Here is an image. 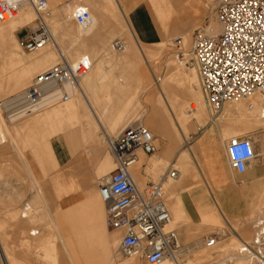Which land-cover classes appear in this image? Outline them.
<instances>
[{
	"label": "crops",
	"instance_id": "obj_1",
	"mask_svg": "<svg viewBox=\"0 0 264 264\" xmlns=\"http://www.w3.org/2000/svg\"><path fill=\"white\" fill-rule=\"evenodd\" d=\"M112 1L117 5L123 21L108 11L106 0H48L49 8L52 9V17L54 19L62 18L66 9L69 10L71 8V10L65 13L66 16L64 18L66 21L72 20L70 15L79 4L86 6L89 10L91 23L88 29L82 34L79 35L77 27L69 30L66 28L62 29V26H60L63 35H68V40L65 44L66 49H79V52L82 51L83 48L81 46L79 48H76V46L81 45L84 36H90V34L95 33L103 23L105 25H102V29L104 31H110V33L130 31L133 35L131 36L133 44L131 43L129 49L120 57L106 51L104 54H97V60H93L91 58L92 56L85 51L84 53H88L92 59V66L89 72L82 77V79L85 78L84 83H80L79 89H76L83 99L76 100L73 97L74 95H72L70 100L65 101L58 108H51L42 115L33 116V118L22 124L25 130L42 126L40 129H42L43 133L41 136L43 137V146L46 149L45 154L52 166L55 167V170H62L61 157L66 152L72 156L69 163L72 169H78V164L80 163L79 152L81 150L84 149L85 152L97 153V156H95L97 157L96 167L95 165L89 166L87 163H84L79 175L81 177L80 181L63 183V181L46 182L45 180V182L39 183L34 178V172L38 171V168L33 160V147H27L26 145L23 151L22 147L17 146V141L12 136L11 142L17 147V151L19 150L22 153L25 165L22 160L21 163L24 166V172L28 179H31L32 184L18 180V173L22 171L16 172L15 168H11V165H13L11 162L13 159L12 156L16 150L10 143H0V169L2 170L0 179V184L2 183L0 185V236H5L6 244L10 245L11 255L15 259L21 256L24 259L33 258L37 255L43 256L44 252L52 249L51 241H54L58 247V258L62 264H68L67 250L69 253L75 254L73 257L76 260V264H127L133 261L127 260L123 263H117L118 260H116L115 256L119 255L117 248L121 238L120 234L122 236L123 230L120 228L111 230L104 223L105 205L98 196V186L96 184L99 182L101 174L106 172L103 171L105 167L115 168V161L110 154L102 153V142L95 138V124H98L101 114L95 107L91 106L86 96L99 80L108 78V70L112 69L114 65L126 67L132 61L134 62L138 55L145 54L143 51L138 52L139 50L135 41H142L144 46H155L157 32L153 30V22L155 21L153 20V14H151L152 6L149 2L176 0ZM35 18L33 11H24L17 15L15 19L0 23V59H2V53H7L8 58L12 59V61L24 65V78H29L34 72H39L48 68L49 64L55 63L54 47L56 49L58 48L57 33L53 30L51 31L54 42L35 51L26 58L22 57L17 50L7 48V42L10 39L15 43L16 37L19 41L26 34L21 33L19 30L15 32V29L30 25L35 21ZM189 29L192 33L193 29ZM87 39H85V43L96 42L97 40V38L95 40L91 38ZM165 47L156 46L157 49H147L146 53L152 54L156 51L155 53L159 54ZM63 53L65 54V52ZM174 59L176 58H168L165 61L166 70L173 67L172 61ZM134 68L135 66H132L128 71L124 72V80L122 77L119 81L121 84H117L115 81L113 82L111 86L113 92L124 90L126 95L132 96L133 93L131 92L135 84L146 85L148 83L147 73L143 69H140L136 73L133 70ZM170 71L167 74L171 73ZM167 74L165 71L162 77ZM162 77L157 78L160 83L157 84L156 91L152 94V106L144 108L143 113L137 120L132 121V110L129 111L124 107L121 111L122 113H119L117 106V109H114V112H116L114 117L112 115L113 118L107 122L106 127L113 132L121 126V122H125L124 126H122L124 128L132 122H140L145 117L146 123L159 133L166 135L167 146L155 158L154 162L147 163L145 161L144 163L143 160H140L139 156L140 161L135 164L133 170L131 168V175L134 177L136 184L138 185L136 174H138V177H146L144 174L148 169L152 171V177H157L158 180L156 181H159L166 168L172 163V166H175L178 170L179 175L177 174L178 177L174 179H165L162 182V191H164L166 205L170 210L174 226H183L189 222L192 232L199 236L201 231L205 229L210 230L211 224L207 223L206 225H202L201 219L207 220L208 222L224 219V222H226L231 232L230 235H227V238L230 239L232 235L236 238L235 241H232L224 248V254H228V258L231 259L246 260L253 256L249 252H258H254L251 246V249L248 251H241V248L246 246L247 243H252L251 240H248V242L245 241V238L250 235V226L239 225L238 229H236L226 218L234 219V222L241 219L240 217L243 211L242 205L247 202V199H245L246 196L261 195L262 193L264 161L258 158V156L261 151L264 153V100L261 97L251 95L247 97L250 99L248 102L239 101L236 102L234 107L228 108L224 107V104L218 113L213 110L209 121L203 125L196 135L191 137L190 143L192 144L181 149L176 154L178 145L180 144L178 143L170 112L174 116L176 124H180L183 127L179 141H186L188 132L194 128H198L199 124L203 121V113L201 108L199 109L201 107V92L199 90L195 66L194 68L189 66L180 67L178 73L172 75V81L174 83H183L182 87L177 91L184 94L183 103L178 100L175 102L173 99L170 101L168 95L161 93L158 86L161 85ZM184 104L188 110H193L191 111V117L187 116L188 111L184 110ZM78 108L83 111L87 123L82 128L83 130L76 129L72 126ZM197 111L202 114L201 120L196 118L195 113ZM66 114H68V118H64ZM235 119L237 120L235 121ZM228 121H234L235 124L251 129L245 135L233 136L247 137L251 141L252 148L255 152L254 158L247 163L246 169L243 172H238L233 168L229 163V158H227V144L231 136L226 139L227 135L223 133L225 131L228 134L230 131V127L226 128L227 126L224 125ZM44 126H48V129H43ZM66 127L68 128L66 129ZM110 138L113 139V137ZM190 157L196 166H198V163H196L195 157L202 161L201 168L203 169L201 171L199 169L198 174L201 181H203V186H192V183L196 182L197 179L191 167ZM172 158L175 160L170 161ZM3 167L7 168L5 172L3 171ZM93 168L96 169L93 170ZM114 168L109 172L113 171ZM48 171L51 170L49 169ZM5 179L7 184H4ZM203 198H209L213 206L209 204L204 206L202 204ZM25 204L26 206L23 209ZM22 209L24 212L21 216ZM27 210L34 211L36 220L33 224L39 227L38 230L31 229L30 234V223L25 218L27 217V213L25 212ZM259 210L257 205L251 216L255 219L256 224L254 227L263 225L264 222L259 218V216H264V209L262 211ZM24 213H26V216H23ZM261 229L264 232V225ZM260 232L261 230L257 231L255 236H252L253 242L259 237ZM30 235L37 236L32 237ZM56 236L60 238L61 243L56 239ZM2 241L0 240V261L2 264H8L4 260L7 254H5ZM21 243L25 244L23 252L20 250ZM234 251H238L239 254H234ZM200 252L207 253V249ZM259 252H262L261 247H259ZM47 254L50 256L48 252ZM53 255L51 256L53 257ZM183 261L186 264H193L199 261V258L197 256L194 259H183ZM222 262L218 261L216 264H221ZM38 264L50 263L48 261L41 263L40 261Z\"/></svg>",
	"mask_w": 264,
	"mask_h": 264
},
{
	"label": "built area",
	"instance_id": "obj_2",
	"mask_svg": "<svg viewBox=\"0 0 264 264\" xmlns=\"http://www.w3.org/2000/svg\"><path fill=\"white\" fill-rule=\"evenodd\" d=\"M31 1L36 25L28 28L19 40L20 46L28 52L52 40L46 23L50 14L48 0ZM22 2L0 0V22L5 16L13 17ZM213 10L221 30L209 35L203 28L195 29L192 49L184 62L196 66L201 91L212 110L218 113L225 103L255 93L264 96V0H214ZM71 16L83 27L91 19L88 9L80 4ZM111 47L119 51L125 49L117 38ZM178 56L183 58V51H178ZM90 62L88 55L69 61L60 54L59 60L37 72L28 86L0 101L6 115L17 119L41 109L47 101L55 104L70 99L64 83H77L91 67ZM109 145L115 169L99 183L98 193L105 205V225L111 230H123L117 252L126 258L140 257L146 264L177 260L182 251L181 240L175 229L168 228L171 215L163 201L161 183L167 178H176L178 170L171 164L159 181H149L142 188L136 186L128 168L137 161L140 151L148 155L159 148L152 130L141 123L125 126L109 140ZM254 156L247 137L228 139L227 158L238 172H243ZM261 235L254 244H260ZM206 240L209 245L214 242L211 237ZM247 246L252 248V244H248L244 249Z\"/></svg>",
	"mask_w": 264,
	"mask_h": 264
},
{
	"label": "rangeland",
	"instance_id": "obj_3",
	"mask_svg": "<svg viewBox=\"0 0 264 264\" xmlns=\"http://www.w3.org/2000/svg\"><path fill=\"white\" fill-rule=\"evenodd\" d=\"M109 1V2H108ZM177 1V0H176ZM176 1H171V6L170 8L168 7L167 2L165 1L161 8L162 10L168 11L169 9L171 10V12L175 11L176 9H178L180 7L179 3ZM191 1V0H190ZM195 3V7H194V18H193V27H192V33L191 38H190V44L189 46H187L186 48L182 47L180 45V40L181 38H178L176 41H174L173 46L171 44H167L168 40L170 39H174L175 36L177 35V33L179 32V30L175 31V30H171L173 28V16L172 14H169V18L168 21H166L165 24V28L163 29L164 31H162V33H160L158 30H156L155 28L153 30H155V32H157L156 36H157V40H155V46L154 45H145L143 44L142 41L137 40L135 41L136 46L138 48V52L143 51L145 54L144 55H138L137 58L134 60V62L130 63L128 66H122V65H114V67L110 70H108V78H103V80H99L97 82V84L95 85V87L87 94V98L90 101V104L92 107H95L99 113L101 114L99 116V122L98 124H95V128H96V134H95V138H97L98 141L102 142L103 145V151L102 153H108V146L106 145V138L107 136L113 137L115 138V136L123 129L122 126H124L125 122H121V126L119 128H117L115 131L111 132V129H108L107 126V122L114 117L115 113L114 109L116 110L117 106L119 109V113H122L121 111L124 109V107H126L127 110L131 111L132 110V115H131V119L133 120H137L139 118V116L143 113V109L146 108L147 106L151 107L153 102H152V94L153 92L156 91L157 88V84L160 83V81L158 82L157 78L162 77V75L164 74V72L166 71V74L169 72V70H171L169 73V75H171L174 70H180V67L178 62L177 64L175 63L176 59H174L172 62L175 64L173 65V67L170 69L166 70V60L168 58H181V56L177 57L178 51H183V50H188L192 45V39H193V32L194 30L199 27V26H206V24L208 23V19L206 18V16H204L203 13L199 14V17H197V14L195 13V9L196 8H200V3L201 0H193ZM207 2L211 3V8L209 10V17L211 15V18L213 19L212 22V26L216 27V14L213 10V4H214V0H206ZM107 3V8L108 11L110 13H112V15H114L115 17H119V18H123L122 15L120 14L117 5L114 3V1L112 0H106ZM150 3V2H149ZM50 9V14L46 20L49 28L53 31H55L57 33L56 39L58 41V48L55 49V62H57L59 60V54L58 51L60 52H65V56H67V59L69 60H74L77 59L78 57H80V55L85 54L84 52L87 51L92 57L93 60H97V54L101 53L104 54L106 53V51L110 52V53H114L117 57H120L125 51L126 49H129V46L131 45V43L133 44V40L131 39L132 33L130 31L128 32H122L120 33L119 31L117 32H112L110 33V31H104L102 29V25L105 23H103L98 30L95 33L90 34V36H84V40L82 42L81 45H77L76 48H79L80 46L83 48L82 51L79 52V49H73V50H69L66 49V42L68 40V35L66 36L65 34L63 35V33L61 32V28L60 26H62L63 28L66 29H74L77 27V24L75 23V21L69 20L66 21L65 20V13H67L69 10H71V8L66 9L64 15L62 18H57L54 19L52 17V9ZM34 12V11H33ZM212 13V14H211ZM34 16L35 12H34ZM204 17V18H203ZM206 18V19H205ZM123 21V19H122ZM36 25V22L34 21L33 23H31L30 25H26L23 27H19L17 29H15V32L17 30H19L21 33H25L26 30H28V28H34ZM192 25V24H191ZM132 26V25H131ZM107 28V26H105ZM109 29V28H107ZM14 32L15 36L16 33ZM171 32V34H170ZM135 33V31H134ZM175 34V35H174ZM88 35V34H87ZM164 36V37H163ZM89 39L91 38L92 40H96L92 41L90 43H85V39ZM120 39L124 45V47L126 48L125 50H123L122 52L116 51L115 49H112L110 47V44L112 42L113 39ZM163 38V39H162ZM87 39V40H88ZM7 45L9 49L11 50H17L20 55L24 58H26L27 56L32 55V53H34L35 51H38L39 49L32 51V52H28L27 50H24L20 44L19 41L15 40V43H13V40H9L7 42ZM157 47H165L162 51L160 48L161 53H153V54H149L146 53L147 49H152L155 50L157 49ZM181 47V49L177 50L178 47ZM159 49V48H158ZM84 50V51H83ZM186 52V51H185ZM87 53V54H88ZM3 55H1L2 59H0V99L4 96H7L9 94L15 93L17 92V90H21L22 88H24L25 86H27L32 77L37 73L34 72L32 74V76H30L29 78H24V65L15 63L14 61H12V59L8 58L7 53H2ZM97 57V58H96ZM181 60L184 61L183 58H181ZM53 64V63H52ZM51 64H49L50 66ZM48 66V67H49ZM134 67L133 69L136 73H138L140 71V69H143L145 71V73H147V79L148 83L146 85L143 84H135L134 88L132 89V96H128L125 94L124 90H120V91H116L113 92L111 86L113 84V82H117V84H121L119 81L120 79L124 80V72L128 71L130 67ZM189 66V65H188ZM193 67L194 66H190ZM47 69V68H45ZM43 69V70H45ZM196 69V74H197V78H198V82H199V90L201 92V107H199V109L201 108L202 113H203V121L199 124L198 128H194L192 130H190L188 132V138L186 139V141H182L180 139V135L183 131V127L180 126V124H176V120L174 119V116L171 114L172 117V122H173V127L175 128L176 131V135L178 138V143L180 145H178L179 147L177 148V153L180 152L181 149H184L186 147H188L189 145H191L192 143H190L191 141V137H193L194 135H196V133L198 131H200V129L203 127V125L209 121L210 116L213 112L212 108L210 107V105L207 102V99L205 97V95L202 93L201 88H200V78L198 76V72H197V68L195 66ZM178 73V72H177ZM116 74V76H115ZM176 73H174L175 75ZM168 75V74H167ZM165 75L162 77V82L163 80H167L168 76ZM167 76V78H165ZM164 78V79H163ZM85 78H83L81 80V83H84ZM161 82V83H162ZM111 83V84H109ZM162 87V84L160 85V87L158 86V89L160 90V88ZM182 87V85H181ZM182 89V88H181ZM73 97L78 100V99H83V97H80L78 91L76 89H74L73 91ZM159 95V94H158ZM253 96H257V97H261V99L264 100V96L260 93H255L253 94ZM160 97V95H159ZM169 99V97H168ZM182 102V98L179 99V102ZM239 101H245L248 102L250 101L249 98H244V99H240V100H236V101H232V102H228L225 103L224 107H234L236 102ZM116 102V103H115ZM128 102V103H127ZM178 102V103H179ZM115 103V104H114ZM118 103V104H117ZM114 104V105H113ZM117 104V105H116ZM63 105V103H58L56 105L50 106L49 108L44 106L43 108L34 111L32 115H29L27 117L18 119L16 122L14 123H9L4 115L2 114V111L0 110V143L4 142L7 144H11L12 147L15 148V152L13 153V159H12V163L13 165H11V168H15V171H22L19 172V177L18 180H22L26 183L32 184L31 179L27 177L26 173L24 172V166L21 163V160L23 162V157H22V153L19 151H17V147L14 145L13 142H11V137L13 136L15 138V140L17 141V146L19 145L20 147L24 149L27 147H33V160L34 163H36V167L38 168V171H35L34 174V178L38 180L39 183H43L45 182H61L63 181V183H68V182H77L81 180V177H79L80 175V171H81V167L83 166L84 163H87L89 166H94L96 167L97 165V156L95 152H85L84 149L83 150H79V164H78V169H72L71 165H69L72 156L71 154L67 153L65 155H62L61 157V162H62V170H55V167L52 166L51 162L49 161L48 157L46 156V149L44 143H43V137L41 136L42 133V129H40L41 127L37 126L30 129H23L22 124L25 121H28L29 119L33 118V116H40L42 115L44 112L48 111L51 108L61 106ZM186 105L184 104V110L188 111V117H191L193 110H188L187 107H185ZM47 108V109H46ZM195 112V111H194ZM193 112V113H194ZM264 113V110H263ZM113 115V117H112ZM195 115L197 116L196 118L198 120H201L202 118V114L197 111L195 113ZM68 118V114H66V116L64 118ZM186 117V116H185ZM231 117V116H230ZM229 117V118H230ZM237 118V117H236ZM193 120V119H192ZM237 119H235L236 121ZM139 121H136V123ZM140 123H142L146 128H150L152 130V132L154 133V135L156 136V142L158 144V151L154 154H148L145 155L142 151L139 152V156H140V160H143V162L145 163V161H147V163L150 162H154L155 158L162 152L164 151L165 147L167 146V136L163 135L161 133H159L156 129H154L153 127H151L148 123H146V118H142V120L140 121ZM182 123V122H181ZM86 120H85V115L83 113L82 110H80L78 108V110L76 111L75 117L73 119V127L76 129H80L83 130L82 128H84L86 126ZM224 125H226V128L230 127V131L228 132V134L224 131V135L226 136V139H228V137H233L236 135H245V133H247L249 130H251L250 128L247 127H242L239 124H235V122H225ZM103 126V127H102ZM48 126H44L43 129H48ZM68 127H66L67 129ZM83 134V131H82ZM230 137V138H231ZM27 138V140H26ZM31 141V142H30ZM31 143V144H30ZM10 150V148H9ZM37 150V153H36ZM63 154V152H62ZM258 158H260L262 161H264V153L261 151ZM190 163H191V167L193 172L196 174V179L197 181L192 183V186H197V185H201L203 186V181H201V178L198 174V170L200 169V171L203 169L202 167V161H200L198 158L195 157L196 159V163H198V166L194 165L193 159L190 157ZM175 160V159H171L170 161ZM24 163V162H23ZM172 164V163H171ZM25 165V163H24ZM134 166H132V170L134 169ZM1 167V164H0ZM175 167V166H174ZM3 171L5 172L7 168L3 167ZM10 168V167H9ZM114 168V167H107L105 168L103 171H106L104 173L101 174L105 175L107 173H109V171ZM51 171H48V170ZM92 169V168H89ZM96 168H93V170ZM131 170V171H132ZM1 173L2 170L0 169V179H1ZM28 173V172H27ZM33 173V172H32ZM5 174V173H3ZM146 177H138V174H136L137 176V183L139 187L144 186L148 181H156L158 180L157 177L153 178L152 177V171L150 169H148L146 171V173L144 174ZM151 175V176H150ZM100 176V177H101ZM65 180V181H64ZM149 183V182H148ZM6 183V179H5V183ZM10 184V183H9ZM263 187L262 189V193L261 195H255V196H246L245 199H247L246 204L242 205V214H241V219L236 220L234 222V219H227L226 220L228 222H230L231 225H233L234 227H236V229H238L239 225H248L250 226V235L247 236V238H245V241L248 242V240H251L252 243H247L248 244H252V250L254 252L259 251V247L262 248V252L260 254L258 253H251L249 252V254L253 255L252 257L246 259V260H237L236 258H228V254H224V248L231 243L232 241H235L236 238L235 236H231L230 239L227 238V235H230V229L228 227V225L226 224V222H224V219H220L219 221H213V222H208L207 220H202L201 219V223L202 225H206L207 223H211L210 224V230H204V231H199V236H197L196 234H194L192 232V230L190 229L191 225L189 222H187L185 225L183 226H174L173 221H172V225L170 228H173L176 230L178 236H179V240H181V245H182V251H181V256H182V260L183 259H194L198 256L199 261L194 262L193 264H216L218 261H223L221 264H262L259 261H257L256 256H261L262 253L264 252V232L261 235V239H260V244H254L252 241V236H255V233H257V231H260L262 226L264 225H260L257 227L255 226V219L252 218V213L254 211V209L257 207L260 209L259 211H262L264 209V180L262 182ZM261 184V185H262ZM2 185V183L0 184ZM98 186V183L96 184ZM98 196L100 197V195L98 194ZM101 198V197H100ZM164 200L166 202V198L164 196ZM202 204L205 205H211L213 206V203L211 202V200L202 199ZM26 206V204L23 206ZM202 206V205H201ZM23 209L21 210V216L22 213L24 212ZM32 210V209H31ZM1 211H2V207H1ZM27 213V221L28 223H30V229H29V234H30V230L34 229V230H38L39 227H37V225L33 224L35 222V216H34V211H30L27 210L25 211ZM245 216V217H244ZM262 216V215H261ZM244 217V218H243ZM243 218V219H242ZM260 220L264 221V216L260 217ZM35 219V220H34ZM188 220V219H187ZM240 223V224H239ZM224 232V233H223ZM61 233V232H60ZM215 233V234H214ZM62 235V233H61ZM32 236V235H30ZM37 236V235H36ZM36 236H32V237H36ZM121 237V234H120ZM212 238L214 239L213 244L209 245V243L207 242L206 238ZM56 239H58L61 243V240L59 237L56 236ZM0 240L2 241L3 247H4V251L5 254H7V257H5L4 260H6V262L8 264H38L40 263H44V262H49L50 264H62L60 262V259L58 258V247L57 245L54 243V241H51V245H52V249L49 251L44 252L43 256H34L33 258H27L24 259L23 256H21L18 259H15V257L13 258L10 250V245L6 244L5 241V236H0ZM263 243V244H262ZM63 244V243H62ZM262 244V246H261ZM24 245L23 243H21L20 246V250L21 252H23L24 249ZM258 245V246H257ZM204 249H207V253H203L200 252ZM47 252L49 253L50 256H48ZM238 253V251H234V254ZM52 254L53 257L51 256ZM72 255H75L74 253H71ZM232 254V253H231ZM239 254V253H238ZM247 254V252H246ZM264 254V253H263ZM230 255V254H229ZM248 255V254H247ZM262 257V256H261ZM74 258V257H73ZM117 263H123L127 260H133L134 262H136V264H146L140 257H136L134 259H128L126 257L123 256H119L116 255L115 256ZM34 260V262H32ZM132 261V262H133ZM0 264L1 261H0ZM6 264V263H5ZM68 264H71L69 259H68ZM128 264V263H127Z\"/></svg>",
	"mask_w": 264,
	"mask_h": 264
},
{
	"label": "bare ground",
	"instance_id": "obj_4",
	"mask_svg": "<svg viewBox=\"0 0 264 264\" xmlns=\"http://www.w3.org/2000/svg\"><path fill=\"white\" fill-rule=\"evenodd\" d=\"M11 1V0H10ZM165 1H160V2H150V5L152 6V8H151V11H152V13L151 14H153V20L155 21V22H153V29L155 28L156 30H158L160 33H162V31H164L163 29L165 28V24H166V21H168V18H169V14H172V16H173V28L171 29V30H175V31H177V30H179V32L177 33V35L175 36V38L174 39H170V40H168V42L166 43V45L167 44H171V45H173V43H174V41H176L178 38H181V40H180V45L182 46V47H184V48H186L187 46H189V44H190V38H191V35H190V29L189 28H192L193 27V18H194V16H195V14H194V5H195V3H194V1L193 0H177L176 2H178L179 3V5H180V7L178 8V9H176L175 11H173V12H171V10L169 9L168 11H163L162 10V8H161V6H162V4L164 3ZM167 2V4H168V7L170 8V6H171V1H166ZM86 7V6H85ZM87 8V7H86ZM210 8H211V3L210 2H207L206 0H201V3H200V8L198 7V8H196L195 9V13L197 14V17H199V14L200 13H203L204 14V16H206V18L208 19V23L206 24V26H199V27H197V28H203L204 30H205V32L207 33V34H214V33H218L220 30H221V28H220V26H219V24H218V22L216 21V26H217V28L218 29H216V27H213L212 26V22H213V19L211 18V15H210V17L208 16L210 13H209V10H210ZM88 9V8H87ZM24 11H34V9H33V5H32V1L31 0H23V2L20 4V6H19V8H18V10H17V12H15V14H14V16L13 17H11V18H8L7 16H5L4 18V20L3 21H1L0 23H5V22H8V21H10V20H13V19H15V17L17 16V15H19L21 12H24ZM89 11V10H88ZM212 14V13H211ZM71 15H72V13H71ZM70 15V16H71ZM71 18L74 20V18L71 16ZM204 18V17H203ZM205 18V19H206ZM75 21V20H74ZM47 23V22H46ZM75 23H76V21H75ZM90 23H91V19H90V21H89V23H88V25L87 26H85V27H83V26H79L77 23V28H78V32H79V35L80 34H82L85 30H87L88 29V27L90 26ZM192 24V25H191ZM48 25V24H47ZM49 27V26H48ZM196 28V29H197ZM50 29V28H49ZM50 33H51V35H52V40L48 43V44H50V43H52V42H54V40H53V33H52V31H51V29H50ZM170 34H171V32H170ZM175 35V34H174ZM164 37V36H163ZM158 39V38H157ZM163 39V38H162ZM114 40V39H113ZM113 40H112V42H113ZM112 42H111V44H110V47H111V45H112ZM48 44H46L45 46H47ZM54 44V43H53ZM191 45H192V42H191ZM45 46H43V47H45ZM43 47H41V48H43ZM41 48H39V49H41ZM112 49H115L116 51H119V50H117L116 48H114V47H111ZM126 49V48H125ZM124 49V50H125ZM180 48H177V50H179ZM191 49H192V46L188 49V50H183V53H184V57H183V59H184V61H186V60H188V52L189 51H191ZM35 51V50H34ZM123 50H121V51H119V52H122ZM126 51H127V49H126ZM125 51V52H126ZM186 51V52H185ZM124 52V53H125ZM156 52V51H155ZM154 52V53H155ZM123 53V54H124ZM60 54H62V55H64L65 56V54L63 53V52H60L59 51V56H60ZM153 54V53H152ZM83 55H88V54H83ZM89 56V55H88ZM80 57H81V55H80ZM65 58L67 59V56H65ZM79 58V57H78ZM77 58V59H78ZM90 58V57H89ZM175 58H176V56H175ZM77 59H74V60H77ZM91 59V58H90ZM67 60H69V59H67ZM74 60H72V61H74ZM69 61H71V60H69ZM183 60H181V58H176V61H175V63L177 64V62H178V64H179V66H181V67H187L188 65H186V62H184ZM92 63V59H91V62H90V64ZM177 64V65H178ZM173 65H175L174 63H173ZM91 66H92V64H91ZM190 67V66H189ZM91 68V67H90ZM90 68L81 76V78L78 80V82L77 83H74V84H72V83H69V82H65L64 83V89H66L67 90V92L70 94V99L72 98V95H73V90L74 89H79V85H80V83H81V79H82V77L83 76H85L88 72H89V70H90ZM192 68V67H191ZM42 71V70H41ZM179 71V69L178 70H174V72L171 74V75H167L168 76V79L167 80H163V82L161 83L162 84V87L160 88V91H161V93H165L166 95H168V97H169V99H170V101H172V99H173V101H175V102H177V100L179 101V99H181L182 98V100H183V96H184V94L183 93H180V92H177L178 90H179V88L181 87V85H183V83L182 82H178V83H174L172 80H173V78H172V75H174V73H177ZM167 76L165 77V78H167ZM164 79V78H163ZM28 86V85H27ZM26 87V86H25ZM160 87V86H159ZM23 89V88H22ZM17 91H19V90H17ZM17 92H15V93H12V94H9V95H14V94H16ZM185 94H186V92H185ZM9 95H7V96H9ZM7 96H4V97H2L1 99H0V101L2 100V99H4V98H6ZM187 96V95H186ZM70 99H68V100H70ZM68 100H65V101H68ZM65 101H63V102H57V103H50V101H47L46 102V105L44 106V109H45V107H47V108H49L50 106H53V105H56V104H58V103H65ZM52 102V101H51ZM43 108V107H42ZM46 108V109H47ZM0 110L2 111V114L4 115V117H5V119L9 122V123H14V122H16L18 119H21V118H24V117H27V116H29V115H32L33 114V112L32 113H30L29 115H24V116H20V117H17V119L16 118H13L12 116H10V115H6V112H5V110H4V108H3V106L0 104ZM37 111V110H36ZM138 123H140V122H138ZM142 124V123H141ZM143 125V124H142ZM144 126V125H143ZM232 138V137H231ZM172 139V138H171ZM109 140H113L112 138H110V137H107V139H106V145L108 146V153L113 157V155H112V153H111V151L109 150L110 149V145H109ZM169 153H170V151H169ZM139 155L140 154H138V156H137V161L135 162V163H133L132 164V166L133 165H135L136 163H138L140 160H139ZM168 156H169V154H168ZM113 160H114V158H113ZM132 166H130L129 168H128V171H129V173H130V176H132L131 175V168H132ZM105 168H107V167H105ZM115 169V168H114ZM108 174V173H107ZM107 174H105V175H102L101 177H100V179H99V182H98V185H99V183L105 178L104 176H106ZM179 175V174H178ZM183 176V175H182ZM133 177V176H132ZM178 177V176H177ZM176 177V178H177ZM133 179H134V177H133ZM174 179V178H173ZM134 181H135V179H134ZM156 182V181H155ZM135 184H136V182H135ZM161 185H162V183H161ZM136 186L138 187V188H142V187H139L137 184H136ZM162 189V188H161ZM97 190H98V187H97ZM163 192V195H164V191H162ZM100 195V194H99ZM173 196V195H172ZM101 197V196H100ZM163 201H164V204H166V202H165V200H164V196H163ZM166 207H168L167 205H166ZM26 209V208H25ZM168 210H169V208H168ZM169 212H170V210H169ZM263 214H264V212H263ZM170 215H171V213H170ZM23 216H26V213H24L23 214ZM36 219V218H35ZM34 219V220H35ZM104 223H105V220H104ZM172 223V216H171V221L169 222V225H168V228H170L171 227V224ZM107 226V225H106ZM117 229H119V228H117ZM224 233V232H223ZM260 234H263V229H261V232H260ZM260 234H259V236H260ZM179 237V236H178ZM257 242H259V241H257ZM263 244V243H262ZM262 244H261V246H262ZM258 246V245H257ZM245 247H242L241 248V251H248L249 249H251L250 248V246H247L246 247V249H244ZM258 254H260V252L258 251L257 252ZM119 254V253H118ZM262 256V257H261ZM261 256H256V259H257V261H259L260 263H262V264H264V254L262 253V255ZM134 257H137V256H134ZM134 257H129L128 259H133ZM67 259H69V261H70V263H72V264H76L75 263V259L73 258V255L71 254V253H69L68 252V250H67ZM78 261V260H77ZM128 264H136V262H131V263H128ZM162 264H186L184 261L182 262V256L180 255V257H178V259L176 260V259H168L167 261H165L164 263H162Z\"/></svg>",
	"mask_w": 264,
	"mask_h": 264
}]
</instances>
